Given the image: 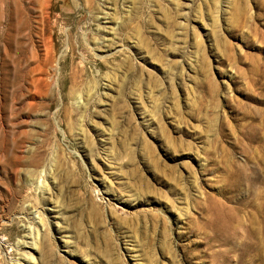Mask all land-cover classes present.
<instances>
[{"label": "rangeland", "instance_id": "1", "mask_svg": "<svg viewBox=\"0 0 264 264\" xmlns=\"http://www.w3.org/2000/svg\"><path fill=\"white\" fill-rule=\"evenodd\" d=\"M46 4L0 0V264H264V0Z\"/></svg>", "mask_w": 264, "mask_h": 264}, {"label": "bare ground", "instance_id": "2", "mask_svg": "<svg viewBox=\"0 0 264 264\" xmlns=\"http://www.w3.org/2000/svg\"><path fill=\"white\" fill-rule=\"evenodd\" d=\"M30 2L32 3V7H34L38 13V15L34 18L35 23L40 25V31H43V26H44V19H45V8H46V3L47 0H30ZM28 3V2H27ZM29 4V3H28ZM31 8V7H30ZM33 9V10H35ZM45 11V12H44ZM25 14V6L22 2V22L24 24L25 27H27L28 29L30 28V23L28 18L24 15ZM47 16V15H46ZM33 18V17H32ZM33 20V19H32ZM37 27V25H36ZM28 31V30H27ZM31 31V30H30ZM38 32V30H37ZM40 33V32H39ZM51 33V32H50Z\"/></svg>", "mask_w": 264, "mask_h": 264}]
</instances>
